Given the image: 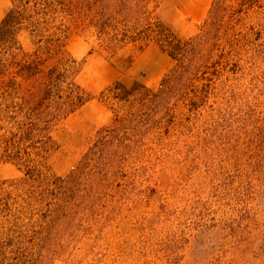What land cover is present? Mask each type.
Returning <instances> with one entry per match:
<instances>
[{
  "label": "rangeland",
  "instance_id": "1",
  "mask_svg": "<svg viewBox=\"0 0 264 264\" xmlns=\"http://www.w3.org/2000/svg\"><path fill=\"white\" fill-rule=\"evenodd\" d=\"M211 1L158 0L155 16L188 39L201 31ZM226 4L229 41L206 59L196 53L181 96L175 90L163 110H141V119L160 124L124 159L97 204V221L60 254L6 251L0 264H264V0ZM8 6L0 0V20ZM19 40L31 49L25 32ZM67 50L80 63L77 81L90 99L53 129L49 163L62 177L76 169L98 130L126 112V104L112 111L100 91L118 81L166 93L163 78L176 63L154 40L106 50L88 27L71 32ZM20 175L0 162V180Z\"/></svg>",
  "mask_w": 264,
  "mask_h": 264
},
{
  "label": "trees",
  "instance_id": "2",
  "mask_svg": "<svg viewBox=\"0 0 264 264\" xmlns=\"http://www.w3.org/2000/svg\"><path fill=\"white\" fill-rule=\"evenodd\" d=\"M8 1L0 20V162L12 163L21 175L0 180V256L22 251L52 257L97 221V204L124 159L139 150L147 130L159 126L160 120L141 119V110H163L175 90L181 96L186 86L180 81L196 53L206 59L229 41L228 5L212 0L201 31L181 39L155 16L158 0ZM84 27L111 52L136 40H154L176 63L163 78L169 83L166 93L118 81L100 91L112 111L126 104V112L98 130L76 169L62 177L49 163L57 146L52 132L90 99L77 81L80 63L67 50L71 32ZM23 32L30 50L20 43Z\"/></svg>",
  "mask_w": 264,
  "mask_h": 264
}]
</instances>
